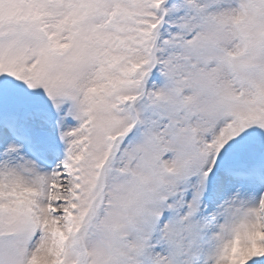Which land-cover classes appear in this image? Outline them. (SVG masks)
I'll use <instances>...</instances> for the list:
<instances>
[{"label": "snow or ice", "instance_id": "1", "mask_svg": "<svg viewBox=\"0 0 264 264\" xmlns=\"http://www.w3.org/2000/svg\"><path fill=\"white\" fill-rule=\"evenodd\" d=\"M0 264H264V0H0Z\"/></svg>", "mask_w": 264, "mask_h": 264}]
</instances>
